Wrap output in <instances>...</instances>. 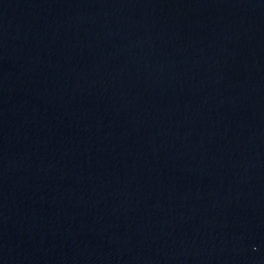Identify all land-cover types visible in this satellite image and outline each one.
Instances as JSON below:
<instances>
[{
	"label": "water",
	"instance_id": "obj_1",
	"mask_svg": "<svg viewBox=\"0 0 264 264\" xmlns=\"http://www.w3.org/2000/svg\"><path fill=\"white\" fill-rule=\"evenodd\" d=\"M0 264H264V0H0Z\"/></svg>",
	"mask_w": 264,
	"mask_h": 264
}]
</instances>
